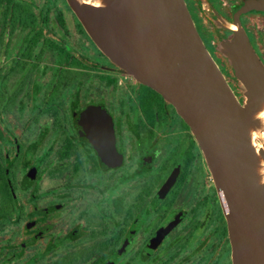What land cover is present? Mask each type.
<instances>
[{"label": "flooded vegetation", "instance_id": "1", "mask_svg": "<svg viewBox=\"0 0 264 264\" xmlns=\"http://www.w3.org/2000/svg\"><path fill=\"white\" fill-rule=\"evenodd\" d=\"M185 1L229 81L237 35L264 66V0ZM0 264H233L190 126L68 0H0Z\"/></svg>", "mask_w": 264, "mask_h": 264}, {"label": "water", "instance_id": "2", "mask_svg": "<svg viewBox=\"0 0 264 264\" xmlns=\"http://www.w3.org/2000/svg\"><path fill=\"white\" fill-rule=\"evenodd\" d=\"M68 1L97 47L190 126L219 193L233 264H264V156L254 142L264 137V66L247 38L227 44L233 82L207 50L185 0H98L100 7Z\"/></svg>", "mask_w": 264, "mask_h": 264}, {"label": "bare ground", "instance_id": "3", "mask_svg": "<svg viewBox=\"0 0 264 264\" xmlns=\"http://www.w3.org/2000/svg\"><path fill=\"white\" fill-rule=\"evenodd\" d=\"M82 2V4L87 5V6H94V7H100L102 6L101 3L98 0H80ZM259 121L262 123V128H261V133L258 136H264V112H262L259 116H258ZM255 135V133H253V136ZM256 139V137H255ZM255 147L257 148V150L259 151V153L264 156V137L263 139L260 140H255ZM260 168L262 170V184L264 185V161H262L260 163Z\"/></svg>", "mask_w": 264, "mask_h": 264}]
</instances>
